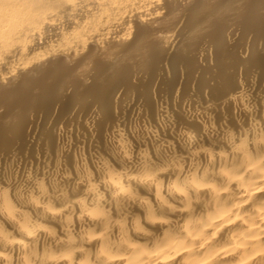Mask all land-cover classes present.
Segmentation results:
<instances>
[{
    "label": "bare ground",
    "instance_id": "obj_1",
    "mask_svg": "<svg viewBox=\"0 0 264 264\" xmlns=\"http://www.w3.org/2000/svg\"><path fill=\"white\" fill-rule=\"evenodd\" d=\"M0 264H264V0H0Z\"/></svg>",
    "mask_w": 264,
    "mask_h": 264
}]
</instances>
